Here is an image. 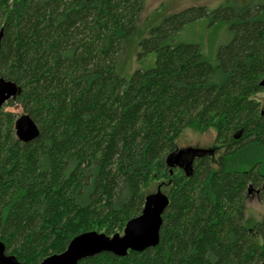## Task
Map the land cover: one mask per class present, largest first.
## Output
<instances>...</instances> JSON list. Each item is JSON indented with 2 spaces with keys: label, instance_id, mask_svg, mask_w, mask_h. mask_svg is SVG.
Instances as JSON below:
<instances>
[{
  "label": "trees",
  "instance_id": "obj_1",
  "mask_svg": "<svg viewBox=\"0 0 264 264\" xmlns=\"http://www.w3.org/2000/svg\"><path fill=\"white\" fill-rule=\"evenodd\" d=\"M145 0H0V76L21 90L0 112V241L22 264H43L85 232L123 235L155 181L169 185L160 243L78 264H264V0H226L174 14L140 43L156 66L117 73ZM201 19L227 22L232 41L212 66L176 43ZM20 106L39 129L21 142ZM215 129L222 153L170 168L186 129ZM262 243H258V238Z\"/></svg>",
  "mask_w": 264,
  "mask_h": 264
},
{
  "label": "rangeland",
  "instance_id": "obj_2",
  "mask_svg": "<svg viewBox=\"0 0 264 264\" xmlns=\"http://www.w3.org/2000/svg\"><path fill=\"white\" fill-rule=\"evenodd\" d=\"M225 3L226 0H145V8L138 18L135 33L123 42L117 58L118 75L130 79L135 71L149 70L156 66L155 54L141 56L140 43L149 38L151 31L161 25L165 19L188 8L205 7L213 11ZM229 28L227 22L211 23L209 19H201L186 26L176 35L175 42L200 46L207 61L212 66H216L220 48L228 45L234 38ZM253 98L261 103V108L264 110V93H259ZM6 111L14 113L18 118L25 114L18 105L8 107ZM216 136L215 129L200 133L189 128L179 136L176 146L178 150H213L216 148ZM221 153L222 150H217L214 155L218 157ZM169 188L167 182L155 181L147 190V194L167 196ZM246 213L250 225L264 219V200L256 193L249 194ZM258 243H262L260 237Z\"/></svg>",
  "mask_w": 264,
  "mask_h": 264
},
{
  "label": "water",
  "instance_id": "obj_3",
  "mask_svg": "<svg viewBox=\"0 0 264 264\" xmlns=\"http://www.w3.org/2000/svg\"><path fill=\"white\" fill-rule=\"evenodd\" d=\"M0 34V50L1 38ZM264 86V80L261 83ZM20 88L11 81L0 76V112L8 101L20 94ZM15 131L21 142L28 143L39 136V129L30 116L21 115L15 123ZM214 150L184 149L177 150L167 158L170 168L180 167L188 172L192 168L195 158L202 155H213ZM169 200L167 196H147L142 214L130 220L123 235L112 237L95 231L85 232L75 237L66 251L47 258L43 264H78L83 259L91 258L101 253H111L118 257H125L130 251L142 252L155 248L160 243V232ZM0 264H22L14 256L6 254L5 245L0 241Z\"/></svg>",
  "mask_w": 264,
  "mask_h": 264
}]
</instances>
